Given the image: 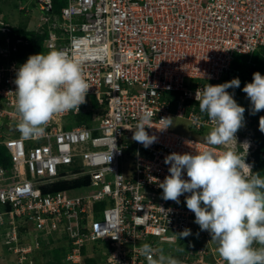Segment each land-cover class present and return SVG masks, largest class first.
I'll return each mask as SVG.
<instances>
[{
  "label": "built area",
  "instance_id": "obj_1",
  "mask_svg": "<svg viewBox=\"0 0 264 264\" xmlns=\"http://www.w3.org/2000/svg\"><path fill=\"white\" fill-rule=\"evenodd\" d=\"M64 1L58 13L54 0L17 2L27 14H33L30 4L38 5L46 51L63 50L80 61L91 87L80 112L56 116L39 138L22 137L15 108L16 73L28 59L16 55L30 38L12 36L15 26L0 17V145L12 165L0 166L7 253L18 257L16 264L30 261L34 250L52 259L55 249L62 264H148L141 247L149 244L154 258L226 264L209 232L194 222L186 206L190 193L179 203L164 200L159 183L170 175L167 156L210 147L200 135L214 124L200 112L196 92L235 76L237 57L264 49V0ZM145 112L152 113L146 131L156 137L147 148L132 139ZM167 117L171 127L163 129ZM173 120L187 121L198 137L173 131ZM252 128L245 119L237 141L225 147L254 173ZM189 229V236L179 235ZM191 236L201 243L179 252Z\"/></svg>",
  "mask_w": 264,
  "mask_h": 264
},
{
  "label": "clouds",
  "instance_id": "obj_2",
  "mask_svg": "<svg viewBox=\"0 0 264 264\" xmlns=\"http://www.w3.org/2000/svg\"><path fill=\"white\" fill-rule=\"evenodd\" d=\"M18 1L24 2L16 0V7ZM2 8L0 17L5 21ZM38 25L32 32L42 30ZM13 26L12 36H17L13 35L14 29H31L24 25ZM46 53L31 55L16 73L17 128L24 139L42 137L47 125L58 115L72 110L80 112L91 88L80 61L63 50ZM240 84V79L234 78L223 84H207L202 93L196 92L200 112L206 113L214 124L205 137L210 147L196 154L172 153L167 156L165 164L170 165V175L159 183V187L163 189L164 200L177 203L180 196L190 193L186 197V206L195 214L194 222L201 231L209 232L226 264H264V177L255 173V163L253 173L245 158L225 147L237 141L236 133L245 122V108L234 99L232 90L233 94L227 91L239 88ZM243 92L251 101L252 115L264 110V75L254 73L253 81L245 85ZM151 117V112L143 113L132 137L145 148L156 140L146 131L151 127ZM169 118L160 121H169ZM168 127H171L170 121L163 129ZM259 129L264 132V116L260 117ZM218 147L224 150L218 152ZM185 170L188 179L183 178ZM190 234L189 229L179 235L187 237ZM2 246H5L4 242ZM6 254L13 255L7 253V248ZM141 254L148 264H179L178 260L164 254L154 258V249L149 244L142 245Z\"/></svg>",
  "mask_w": 264,
  "mask_h": 264
},
{
  "label": "rangeland",
  "instance_id": "obj_3",
  "mask_svg": "<svg viewBox=\"0 0 264 264\" xmlns=\"http://www.w3.org/2000/svg\"><path fill=\"white\" fill-rule=\"evenodd\" d=\"M16 0H1L0 2V8H2V11L4 13V16L6 17L7 20H5L7 23H11L12 25H16L17 27L20 25H24L27 28H31L32 30L37 29L38 24H40V9L39 7L32 3L30 4V7L32 8H36V10H33V14H26L24 12H20L19 9L16 7L15 4ZM29 2V0H24V4H26V2ZM28 22H31V25L28 24ZM264 55V53H263ZM245 64V60L243 61L242 58L237 57L235 63L233 64V70L237 71L240 68H242L241 71L248 70L246 73L247 77H251L250 81H253V74L254 72H252L251 70L254 68V66L248 65L246 64L245 66H243ZM264 64V62L262 63ZM243 66V67H242ZM251 69V70H250ZM240 74L237 73V75L233 76H239ZM261 75H264V68L261 72ZM245 86L244 85H240L239 88H235L232 89V91L235 94L234 99L237 101V103L240 106H243L245 108V119L249 122V124H252V130L255 133L256 136L261 135L260 137L261 140H259L260 144L264 145V132H261L259 129V120L261 116H264L263 111H260L258 113H256L255 115L251 114V101L250 99L247 97V94L243 92V88ZM172 130L178 133H182L184 135H188V136H195L198 137L199 134H196L192 131V129L190 128V125L188 124L187 121L185 120H173L172 122ZM200 137L205 140V136L204 135H200ZM259 137V136H258ZM264 154H263V159L262 162H260L259 167L257 168V170H255L256 173H259L262 177V175H264ZM3 236V233L0 232V237ZM201 243L200 241L198 242V239L195 237H190L189 240H187L181 247L182 251H185L189 246L192 245H196ZM34 252L32 254V257H34ZM36 254V253H35ZM218 256L219 253L217 254ZM18 260L17 256H9L6 254V248L5 246H2V243L0 242V264H16V261Z\"/></svg>",
  "mask_w": 264,
  "mask_h": 264
},
{
  "label": "trees",
  "instance_id": "obj_4",
  "mask_svg": "<svg viewBox=\"0 0 264 264\" xmlns=\"http://www.w3.org/2000/svg\"><path fill=\"white\" fill-rule=\"evenodd\" d=\"M0 2H1V0H0ZM64 5H65L64 0H54L53 10L54 11H59ZM21 34L27 35L30 38L31 41H30L29 45H27V46L22 45L20 47L19 54L16 55L17 59H19V60L24 62L25 58H28V56H26L27 54L31 56V55H35V54H40V53H44L45 54L46 53L45 48H44L45 39L47 37V30L46 29H42L41 31L36 32V33L35 32L28 33L24 29H14L13 35L19 36ZM263 53H264V49L261 50L260 52L256 53V54L252 55V56H239V57L242 58L243 61L245 60V64L243 66H245L246 64L254 66V68L252 70L251 69L250 70L252 72H254V73H256V72H260L261 73L263 68H264V64H262L264 62ZM235 61H234V63H235ZM241 70H242V68H240L237 71H234L235 74L239 73L240 74L239 76L233 77L232 75L229 74L223 80H221L220 82L215 83L214 85L223 84L225 82L231 81L234 78H239L240 81H241V84L245 86L247 83L251 82L250 81L251 77H247L246 76V73H247L248 70H245V71H244V69H243V71H241ZM232 89L233 88H229V89H227V91H230ZM93 104L95 105L94 102H93ZM90 115H91L90 113H88L87 115H83L82 117L79 118V120H88L90 118ZM250 125L252 126L251 123H250ZM258 136L255 137L257 148L253 151V157L255 158V170H257V168L259 167L260 162H262L263 154H264V145L260 144V142H259V140H261L262 137H260L261 135H258ZM0 166L5 168V169L10 168L12 166L11 165V159H10V156H9V152L2 145H0ZM79 184H80V182H75L74 185H72V187H78ZM65 186L66 185H64V187ZM103 208H104V204L103 203L97 205L98 211L102 210ZM23 230L24 229H22V231ZM0 232L3 233V236L0 237V242L3 243L5 238H6V237H4L6 232H5V230L2 227H0ZM184 243L185 242L183 241L180 244L179 252H183L181 250V247H182V245ZM61 251H63V250H61ZM84 252L85 251L83 250V253ZM59 255H60V250H56V249L54 251V257L52 259H49L47 257V255H45V254H43V255L39 254L38 255V252H37L36 254H34V257H30V261L26 262V264H62V262L59 261ZM43 258L48 259L49 262L47 260V263H46ZM86 264H96V260L95 259H87L86 260Z\"/></svg>",
  "mask_w": 264,
  "mask_h": 264
},
{
  "label": "bare ground",
  "instance_id": "obj_5",
  "mask_svg": "<svg viewBox=\"0 0 264 264\" xmlns=\"http://www.w3.org/2000/svg\"><path fill=\"white\" fill-rule=\"evenodd\" d=\"M35 33H36V32H35ZM30 41H31V40H30ZM24 49H25V48H24ZM25 53H26V52H25ZM45 54H46V53H45ZM26 56H28V57H29L30 55H28V54H27ZM24 58H25V57H24ZM198 242H199V240H198Z\"/></svg>",
  "mask_w": 264,
  "mask_h": 264
},
{
  "label": "flooded vegetation",
  "instance_id": "obj_6",
  "mask_svg": "<svg viewBox=\"0 0 264 264\" xmlns=\"http://www.w3.org/2000/svg\"><path fill=\"white\" fill-rule=\"evenodd\" d=\"M264 172V171H263ZM262 177H264V175H262Z\"/></svg>",
  "mask_w": 264,
  "mask_h": 264
},
{
  "label": "crops",
  "instance_id": "obj_7",
  "mask_svg": "<svg viewBox=\"0 0 264 264\" xmlns=\"http://www.w3.org/2000/svg\"><path fill=\"white\" fill-rule=\"evenodd\" d=\"M263 113H264V110H263Z\"/></svg>",
  "mask_w": 264,
  "mask_h": 264
}]
</instances>
